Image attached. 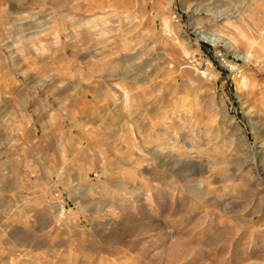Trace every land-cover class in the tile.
Here are the masks:
<instances>
[{
  "label": "rangeland",
  "instance_id": "1",
  "mask_svg": "<svg viewBox=\"0 0 264 264\" xmlns=\"http://www.w3.org/2000/svg\"><path fill=\"white\" fill-rule=\"evenodd\" d=\"M0 264H264V0H0Z\"/></svg>",
  "mask_w": 264,
  "mask_h": 264
},
{
  "label": "bare ground",
  "instance_id": "2",
  "mask_svg": "<svg viewBox=\"0 0 264 264\" xmlns=\"http://www.w3.org/2000/svg\"><path fill=\"white\" fill-rule=\"evenodd\" d=\"M208 0H206V2H207ZM214 1V0H213ZM219 1H221V0H219ZM225 1V0H224ZM211 2V1H210ZM209 2V3H210ZM132 230V229H131ZM129 231V229H124V230H122V232L123 233H121L119 236H116V237H114V240H118L119 238H121L125 233H127Z\"/></svg>",
  "mask_w": 264,
  "mask_h": 264
}]
</instances>
